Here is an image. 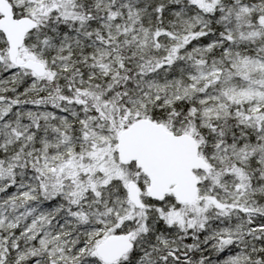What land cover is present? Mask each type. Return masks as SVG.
Wrapping results in <instances>:
<instances>
[{
    "label": "snow or ice",
    "instance_id": "1",
    "mask_svg": "<svg viewBox=\"0 0 264 264\" xmlns=\"http://www.w3.org/2000/svg\"><path fill=\"white\" fill-rule=\"evenodd\" d=\"M0 264H264V0H0Z\"/></svg>",
    "mask_w": 264,
    "mask_h": 264
}]
</instances>
